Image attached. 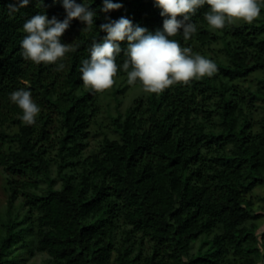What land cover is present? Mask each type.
Masks as SVG:
<instances>
[{
  "label": "trees",
  "instance_id": "16d2710c",
  "mask_svg": "<svg viewBox=\"0 0 264 264\" xmlns=\"http://www.w3.org/2000/svg\"><path fill=\"white\" fill-rule=\"evenodd\" d=\"M21 2L0 0V166L10 206L21 192L27 210L4 224L0 264H13L19 245L53 264H111L115 253L116 264H264L262 215L248 198L264 187V0L253 23L222 30L210 28L208 6L200 8L191 19L196 34L172 39L214 61V75L137 97L113 119L115 137L88 155L102 92L84 87L79 67L106 35L100 25L123 16L155 34L166 17L154 0H112L122 7L109 12L104 0H75L95 13L93 28L70 21L61 43L76 50L56 71L25 61L20 41L35 15L63 21L62 0ZM120 47L118 64L127 41ZM116 77L127 80L122 70ZM20 88L41 109L33 125L9 99ZM50 112L61 133L58 159L46 145Z\"/></svg>",
  "mask_w": 264,
  "mask_h": 264
},
{
  "label": "clouds",
  "instance_id": "9594fccd",
  "mask_svg": "<svg viewBox=\"0 0 264 264\" xmlns=\"http://www.w3.org/2000/svg\"><path fill=\"white\" fill-rule=\"evenodd\" d=\"M55 2V0H54ZM29 0H22L24 7ZM160 9L163 31L151 34L146 28L134 25L121 16L100 25L106 35L102 41L93 42L89 57L81 61L79 72L86 89L100 93L112 88L115 77L123 71L129 85L137 81L145 93L160 94L177 85L188 84L192 80L211 77L217 71L214 61L199 53H193L190 47H182L179 41L172 39L182 33L184 40H189L197 32V26L191 22L192 16L203 6H208L203 16L207 25L222 30L227 25L243 21L251 24L258 19L261 5L258 0H154ZM66 12L63 21L55 16L51 19L46 14H38L23 24V39L20 41L21 56L25 61L36 65H58L56 71L64 68L62 61L66 54L76 49L72 44L61 43V37L70 26V21L79 20L86 24L84 30L93 28L95 13L85 4L75 0H62ZM121 3L104 0V12L118 10ZM180 17V19H178ZM127 41L124 50L125 59L117 63L121 53L120 42ZM10 101L22 112L20 119L26 125L36 122L41 109L33 100L29 90L20 88L9 94Z\"/></svg>",
  "mask_w": 264,
  "mask_h": 264
},
{
  "label": "rangeland",
  "instance_id": "374dc122",
  "mask_svg": "<svg viewBox=\"0 0 264 264\" xmlns=\"http://www.w3.org/2000/svg\"><path fill=\"white\" fill-rule=\"evenodd\" d=\"M209 54V53H208ZM247 85V84H246ZM145 94L143 89L138 85H129L127 80L122 77H115V83L112 88L105 90L99 97V111L96 118L91 122V126L88 129V136L86 139L87 148L84 151L86 155L95 151L102 144L105 137H115V126L113 119L118 117L119 114H125V112L133 105L134 100ZM51 118V126L49 128L50 143H46L49 147H52L49 151L53 159H58L56 156L59 152V137L61 135L60 128L56 123L57 114L54 112L48 113ZM13 129L16 126L13 125ZM53 177L57 178L56 187L60 188L62 183L57 175V168H52ZM41 188L46 187L44 183H39ZM21 186V185H20ZM8 174L0 166V237L6 234L4 224L9 219H15L16 216H21L26 212L24 206V199L20 192L13 206H10V192L8 190ZM19 189V187H18ZM253 203V209L255 214L262 215L257 222L260 224V233L264 232V187L256 188L253 193L248 197ZM148 246V243L145 244ZM16 253L13 255V264H53L46 253L30 251V248H23L17 246ZM116 253L113 256L111 264H116L114 259Z\"/></svg>",
  "mask_w": 264,
  "mask_h": 264
}]
</instances>
